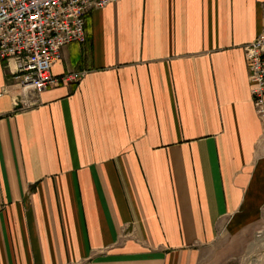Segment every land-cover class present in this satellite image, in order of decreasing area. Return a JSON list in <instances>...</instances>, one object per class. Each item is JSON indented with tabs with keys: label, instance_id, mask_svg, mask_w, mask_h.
<instances>
[{
	"label": "crops",
	"instance_id": "obj_1",
	"mask_svg": "<svg viewBox=\"0 0 264 264\" xmlns=\"http://www.w3.org/2000/svg\"><path fill=\"white\" fill-rule=\"evenodd\" d=\"M263 25L264 0H118L51 69L82 81L22 110L0 60V264H241L264 232L243 50Z\"/></svg>",
	"mask_w": 264,
	"mask_h": 264
},
{
	"label": "built area",
	"instance_id": "obj_2",
	"mask_svg": "<svg viewBox=\"0 0 264 264\" xmlns=\"http://www.w3.org/2000/svg\"><path fill=\"white\" fill-rule=\"evenodd\" d=\"M118 0H0V60L20 88L15 107L22 110L57 85L77 86L85 72L54 77L51 69L68 45H84L87 15ZM255 113L264 120V25L244 47ZM13 64L11 70L8 65Z\"/></svg>",
	"mask_w": 264,
	"mask_h": 264
},
{
	"label": "rangeland",
	"instance_id": "obj_3",
	"mask_svg": "<svg viewBox=\"0 0 264 264\" xmlns=\"http://www.w3.org/2000/svg\"><path fill=\"white\" fill-rule=\"evenodd\" d=\"M250 245L249 252L244 256L241 264H264V232Z\"/></svg>",
	"mask_w": 264,
	"mask_h": 264
}]
</instances>
